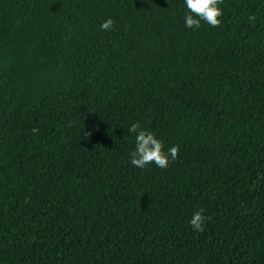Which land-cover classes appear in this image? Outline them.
I'll return each mask as SVG.
<instances>
[{"label": "trees", "instance_id": "obj_1", "mask_svg": "<svg viewBox=\"0 0 264 264\" xmlns=\"http://www.w3.org/2000/svg\"><path fill=\"white\" fill-rule=\"evenodd\" d=\"M220 6L0 0V264H264V0Z\"/></svg>", "mask_w": 264, "mask_h": 264}, {"label": "clouds", "instance_id": "obj_2", "mask_svg": "<svg viewBox=\"0 0 264 264\" xmlns=\"http://www.w3.org/2000/svg\"><path fill=\"white\" fill-rule=\"evenodd\" d=\"M222 0H183L186 11L184 12V26L188 29L196 30L201 27L202 22L212 27L222 24L223 9L220 6ZM114 21L109 18L100 24L101 30L110 31ZM127 131L134 135V149L130 153L131 165L144 169L154 163L159 168L169 167L170 161L174 162L178 158L179 149L177 146L165 148L161 139L153 132L144 130L137 123L131 124ZM203 209L192 214L188 223L193 231H202L205 223Z\"/></svg>", "mask_w": 264, "mask_h": 264}]
</instances>
